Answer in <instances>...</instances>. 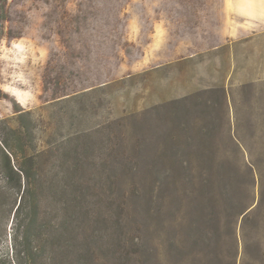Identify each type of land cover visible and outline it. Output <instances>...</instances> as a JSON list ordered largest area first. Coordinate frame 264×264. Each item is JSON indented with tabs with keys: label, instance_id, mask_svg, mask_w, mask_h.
<instances>
[{
	"label": "rangeland",
	"instance_id": "obj_1",
	"mask_svg": "<svg viewBox=\"0 0 264 264\" xmlns=\"http://www.w3.org/2000/svg\"><path fill=\"white\" fill-rule=\"evenodd\" d=\"M210 31L264 0H0L2 262L264 264V73Z\"/></svg>",
	"mask_w": 264,
	"mask_h": 264
},
{
	"label": "crops",
	"instance_id": "obj_2",
	"mask_svg": "<svg viewBox=\"0 0 264 264\" xmlns=\"http://www.w3.org/2000/svg\"><path fill=\"white\" fill-rule=\"evenodd\" d=\"M209 34V36L202 37L203 40H201V48L199 51L191 52L190 50L189 52H185L182 56H180L179 60L192 61L198 54L203 55L204 53H210V51L217 49V47L225 46L227 48V53L223 55V59L229 61L230 69L227 73V75L229 76L231 73L233 74V66L235 65V60L238 62L239 68L254 66L249 62H244V60H248L247 58H249L250 56L249 52L251 51V49L252 51L255 49V52H257V54L259 53L257 58L259 62L256 65L257 68L252 71H246L244 72V74L250 75L256 73L260 69L261 73H264V63L261 62V53L264 51L263 47L261 46L262 43H264V31H255L251 34L232 31L231 33H229V35L222 32L221 38L219 37L217 41L213 40L212 31H210ZM238 73H240V71H238Z\"/></svg>",
	"mask_w": 264,
	"mask_h": 264
},
{
	"label": "trees",
	"instance_id": "obj_3",
	"mask_svg": "<svg viewBox=\"0 0 264 264\" xmlns=\"http://www.w3.org/2000/svg\"><path fill=\"white\" fill-rule=\"evenodd\" d=\"M4 161L6 162L7 167H9L12 171H14L18 176H20V182H21V175L18 171H16L12 164H11V158L10 156L4 152ZM34 158V157H33ZM32 158V159H33ZM19 171L23 172L25 175V178L27 180L29 179L28 173L24 172V169L19 168ZM9 180L6 177L0 178V192L1 190H5L8 187ZM21 184V183H20ZM21 186V185H20ZM22 204L20 203L18 207L16 208V213H20ZM32 222L27 224L25 226L26 231L25 233L20 234L19 236L15 237V243H14V249H15V264H38L37 260L40 256V252L42 250V247L40 244L35 243L34 240L31 237V233L29 232V228L32 226ZM20 246V248H18ZM3 260H0V264H5V262H2Z\"/></svg>",
	"mask_w": 264,
	"mask_h": 264
}]
</instances>
